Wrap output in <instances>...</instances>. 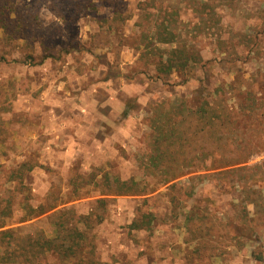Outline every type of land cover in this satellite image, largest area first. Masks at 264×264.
Returning <instances> with one entry per match:
<instances>
[{"label":"rangeland","instance_id":"1","mask_svg":"<svg viewBox=\"0 0 264 264\" xmlns=\"http://www.w3.org/2000/svg\"><path fill=\"white\" fill-rule=\"evenodd\" d=\"M197 2L213 13L183 0H124L119 19L99 7L67 25L68 54L55 48L40 64L37 33L49 40V5L64 10L65 0L26 1L31 40L0 26V188L1 171L27 161L33 206L83 196L76 208L94 214L73 256L49 264H264V0ZM210 100L211 127L196 114ZM160 115L182 131L168 171L151 162L156 136L169 138ZM117 181L139 195L112 193ZM31 221L56 236L49 214ZM72 222L59 236L81 234V223L67 232Z\"/></svg>","mask_w":264,"mask_h":264},{"label":"trees","instance_id":"2","mask_svg":"<svg viewBox=\"0 0 264 264\" xmlns=\"http://www.w3.org/2000/svg\"><path fill=\"white\" fill-rule=\"evenodd\" d=\"M26 1L28 0H0V26L4 28L7 32H10L11 35L15 36V39H27L31 40V27L33 28V17L31 16L32 12L36 9L32 7L27 9ZM66 4L64 10L54 7V5H49L50 12L57 18L58 23L50 24L49 27L43 29L49 31V40L43 42L39 36L43 31L37 33L35 39V44H38L42 48V52L46 50L47 52L42 53V57L38 61V64L48 58H57L53 52L55 48H59L61 53L68 54L72 49L71 46L74 44V36L71 37L70 33H67L69 28L67 25L76 24L77 20L83 16H95L99 13V7L104 6L112 11V14L120 18V14L123 13L122 7L124 0H65ZM187 4H191L193 7H200L202 9L195 10L200 16L202 15H211L213 10L208 6L201 5L197 0H183ZM103 7V8H104ZM209 10L206 12V9ZM22 10V12H20ZM35 13V12H33ZM69 13V14H68ZM104 14H99L97 17L99 20H106L107 17H104ZM124 20V17L121 18ZM166 25L160 23V27L163 29V32L168 36H174L173 33L168 31L170 26L169 21H165ZM67 26V27H65ZM30 31V32H28ZM29 33V36L26 38L23 34ZM43 33H46L45 31ZM67 33V34H66ZM163 33L158 34V41L161 43L171 42L168 37L160 38ZM14 40V39H13ZM66 46H64L65 42ZM33 42V43H34ZM48 43V44H47ZM44 48V50H43ZM77 50L76 47L73 48V51ZM176 55L177 60L184 59L183 50H178ZM30 56L25 57L27 62ZM168 62L171 59H167ZM181 64V63H180ZM173 66L170 65V68ZM211 100L205 102L204 107H199L196 111V114L203 118L205 125L209 127L214 125V108L211 106ZM250 110V107H248ZM163 115H160V119H157V122L169 124L171 121L169 119H163ZM160 123V125H161ZM177 124L170 125L167 133L169 138H162L161 136H156V141L154 144L159 146L156 148L155 157H152V167H160L168 171L171 165L174 162L173 156L175 155L170 151L172 145L171 138L180 139L182 136V131H176L178 128ZM212 132V130H211ZM180 134V135H179ZM176 152V151H175ZM177 154V153H176ZM155 161V162H154ZM34 169V166L27 162H17L14 165L9 166L6 172L1 171L3 177V183L6 184V187L0 188V264H49L48 258L59 259L62 250H66L73 256L74 250L76 247H80V243L83 239L82 235L62 237L59 236L63 229L66 228V221H71V218L62 219L64 212L62 210H57L50 215V218L53 219L51 225L56 232V236L53 238H48L44 230L35 224H26L29 220L36 218L48 211L53 210L61 203H46L45 201L33 206L30 202V197L27 193H30V190L25 186V178L28 173ZM176 170V169H174ZM180 171L171 175L170 177L165 178V183L170 180L175 179L176 177L182 176ZM121 182V181H120ZM118 182L114 186L112 193L116 195H136V192L132 186L126 182ZM122 188H126L123 190ZM134 190V191H133ZM155 190V189H153ZM22 194L23 197H22ZM14 196L22 197V199L17 203L14 201ZM66 202V201H65ZM102 199L97 200V207L102 208L103 204ZM63 203V202H62ZM20 205L21 210L23 211V216L15 218V210H17V205ZM63 212V213H62ZM149 221H142L141 226L150 225ZM24 223V224H23ZM73 223V222H72ZM70 223L69 228L67 229L68 233H72L76 230V224ZM14 224H21L17 226H12ZM85 225L89 228L90 222L86 221ZM136 228L139 227L137 223H133ZM72 231V232H71ZM54 259V258H53Z\"/></svg>","mask_w":264,"mask_h":264},{"label":"crops","instance_id":"3","mask_svg":"<svg viewBox=\"0 0 264 264\" xmlns=\"http://www.w3.org/2000/svg\"><path fill=\"white\" fill-rule=\"evenodd\" d=\"M29 174V173H28ZM28 174H27V176H26V178H25V183H26V181L28 180ZM156 190V189H155ZM154 190V191H155ZM99 195V197L98 198H103L104 196L103 195H100V194H98ZM136 195H139V194H136ZM95 197H97V194H95L94 195ZM84 197L83 196H79V197H75V198H70L69 200H64V201H62V200H60L61 202V204L60 205H58L56 208H54L53 210H51V211H48V212H46V213H44V214H42V215H40V216H38V217H36V218H39V217H41V216H46L47 214H49V218H50V215L53 213V212H55V211H57V210H62L64 213L65 212H67V213H75L76 214V216H73L72 214L70 215V216H73L72 217V221H74L75 222V224H79V223H81V224H83V229H82V231H81V234H79V235H82V234H86V237H87V232L89 231V230H91L92 228H93V226H94V224H92L91 223V221H90V219H91V216H94V214H92V215H90V213L87 215L88 216V218L85 216V215H81V213L78 211V209L76 208V206H75V204H74V202L75 201H77V200H80V199H83ZM104 202H103V204H102V208H98L97 207V199H96V205H95V209H100V210H103L104 209V206H105V203H106V200H104V199H102ZM66 201V202H65ZM63 202V203H62ZM110 202V201H109ZM70 203V204H69ZM62 212V213H63ZM83 214V213H82ZM87 219H88V221L90 222V227L88 228L86 225H85V223H86V221H87ZM32 220V219H31ZM31 220H29L28 222H25L26 224H29V223H31L32 221ZM134 221H136V223L139 225V227L138 228H141V227H143V226H141L140 224H139V220L138 219H136V220H134ZM140 222H141V220H140ZM51 223V222H50ZM24 224V223H23ZM17 225H21V224H14V225H11L10 227H12V226H17ZM52 226V225H51ZM54 230V229H53ZM45 232V231H44ZM82 237H83V235H82ZM84 240V237H83V239H82V241ZM80 245H81V243H80Z\"/></svg>","mask_w":264,"mask_h":264}]
</instances>
